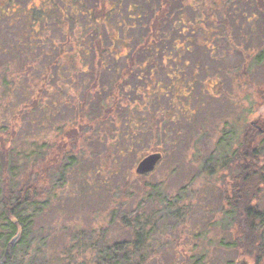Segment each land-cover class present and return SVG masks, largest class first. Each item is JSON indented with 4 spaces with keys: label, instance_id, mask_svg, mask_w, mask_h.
<instances>
[{
    "label": "trees",
    "instance_id": "16d2710c",
    "mask_svg": "<svg viewBox=\"0 0 264 264\" xmlns=\"http://www.w3.org/2000/svg\"><path fill=\"white\" fill-rule=\"evenodd\" d=\"M48 1L50 0L43 2V5ZM251 1L260 12L256 22L259 23L258 28L262 30V36H264V0ZM185 2L186 0H145L143 7L133 8L136 9V16L132 18L137 20V23L131 28L139 30V38L135 41L136 46L131 55L125 57L122 70L114 71L105 80L102 75L105 76L110 68L108 69L105 63L104 58L107 52L104 50L101 35L96 32L98 30L92 33L94 37L91 35L93 47L86 41L80 42L78 54L86 57L92 49L94 53L90 56H93V59L95 57L93 61H96L98 67L92 66L88 69L89 71L80 68L79 72L88 74L79 82L73 81L80 87L78 94L70 98L67 96L65 103L60 98V94L52 95L49 99L50 103L46 102L51 107L50 114L46 120L42 118L41 121L42 123L46 121L44 124H51L53 118L68 116L63 121L64 126L59 128L61 130L59 138L68 143L74 140L82 141L84 146L77 152V156H74L72 152V148L76 147L74 145L63 151L62 164L57 169L58 174L55 180L49 178L51 188L48 187L43 192L44 199H40L42 192L36 190L35 184L29 183L17 184L14 181L0 192V264H149L150 257L155 258L157 253L150 251V248L154 246V239L167 232L170 221L178 222L183 216L179 206L182 201L179 194L173 197L167 196L161 186L156 185L150 188L144 199L133 204L132 191L121 190L116 193L115 190L108 188L110 182L107 178L118 177V168L124 167L129 162L136 147L144 144L146 136L169 135L168 123L177 122L178 119L175 116L176 118L168 121H158L155 110L148 112L152 123L148 130L144 131L145 119L142 110L138 111V116H135L129 111L130 105L142 103V100L149 104V100L153 99L157 107L161 94L156 92V84L160 85V83L156 82L154 73L157 74L158 70L164 69L162 56L168 59L176 58L177 62L182 60L180 58L184 55L182 52L184 51L189 58L192 56V48L199 47L196 43L197 39L204 41L205 37L207 42L211 34L214 37V32L210 34L205 29V22L210 19L206 17L204 19L203 16L207 15L200 11V18H195V13H199V4L202 5L203 10L208 7L211 12L219 13L220 18H213L210 21L211 31H217L219 26L229 28L228 21L235 17V13L229 14V12L238 8L243 0H212L208 2L209 4H205L206 0H192L188 4ZM27 3V0H0V30L15 27L19 23L26 26L23 39L17 30L14 35L17 38L13 40L16 41L14 44L6 41L5 49H3L0 43V56L5 54L13 58L18 54L27 55L32 52L40 54V51L47 56V51L44 49L49 45L43 38H39V25L46 24L51 13H55L60 14V21L59 17H51V22L61 29L66 25L65 20L75 21L77 15L82 12L83 6L79 0H67L63 3V7H68L69 13H67L66 10L62 12V8L55 6L54 3L49 8L45 6V9H38L39 11L29 10ZM12 7L18 10L12 11ZM121 7L120 1L110 7L109 0H96L93 8L83 11V17H91L92 21L95 20L101 24L105 17L118 13ZM224 7H229V12L220 11ZM130 8V4L127 3V13L134 11L133 9L130 11ZM146 8L147 13L144 11ZM187 9L190 11L188 12ZM225 13L227 19L222 16ZM147 15L150 16V20L148 27H144L143 18H147ZM244 15L246 16L245 13L241 14L242 17H245ZM252 15L253 17L248 16L249 21L245 19L247 24L252 23L251 20L255 18V15ZM238 17L234 20H238ZM182 21L186 24L190 21L194 26L198 21L195 27H199L202 23L204 31L197 30L202 34L188 42L186 31L188 26L183 30L180 29ZM145 28L144 34L142 31ZM246 35L247 33L239 32L237 38L239 41H244ZM6 36L11 37L10 34ZM170 51L174 53L169 54ZM109 55L117 59L115 53L110 52ZM51 57V64L55 66V70H58L61 67L60 61L57 56ZM255 62L256 64L264 62V50L258 52ZM183 64L189 65L184 62ZM194 66L196 67L195 63ZM6 68V63L0 61V87H3L5 94H8L10 84L14 86L16 83L14 75L10 78L11 82L6 80L9 77L8 73L4 75ZM169 70L166 76L171 77L172 83L178 84L184 78L183 69L175 67V64ZM70 73L65 71V74ZM57 78L64 79V76H57ZM69 78L65 81H69ZM186 83L187 89L184 88L182 94H186L188 86L192 85V82ZM149 85L154 86L155 89L149 91ZM166 88L170 89L171 86ZM173 88L175 89L176 85ZM13 90H15L14 93L19 91L18 86L15 85ZM171 93H175L176 97L179 90L174 92L172 89ZM12 104L14 102H7L5 108L0 110V115H11L14 112L29 115L26 108L9 107ZM44 104L38 105L37 111ZM178 111L180 114L183 113L182 107ZM63 112H65L64 116ZM30 113L34 116L36 112L32 110ZM32 115L29 118H32ZM25 118L27 120L28 117ZM103 129L106 132L116 133V137L113 138L114 143L110 146L107 145V138L104 137L107 134L102 132ZM241 133L243 134L240 139L239 131L226 132L228 143L223 139L217 144V149L222 150L215 166L219 169L217 174L221 173L224 181L218 189L220 200H222V230L226 233L220 244L225 251L236 250L240 255L253 258L254 264H264V208L261 209L259 206L264 189V135L263 133L255 135L249 127L247 131ZM91 136L94 137L93 144L103 150L98 149L91 163H88L84 155L86 150L93 146ZM232 142L236 148H233ZM203 167L200 171L206 172L207 165L204 164ZM136 176L143 179L147 175L136 174ZM66 183L68 185L72 183L76 189L77 196L82 199V208H85L84 205L95 207L92 212L94 217L101 212L98 215L101 216L99 221L84 228L81 225L76 226L70 230L69 236L65 233L66 227L50 225L51 222L46 219L47 214L51 212L56 215L67 214V209H63V206L59 210H54L55 206L58 207L57 205L53 206L59 198L74 200V194L72 195L74 190L70 187L67 197H64L65 194L54 195L55 190L62 189ZM94 195L96 203L93 205L89 200ZM112 231L117 234L114 239ZM197 260L192 264H203V255H200Z\"/></svg>",
    "mask_w": 264,
    "mask_h": 264
},
{
    "label": "rangeland",
    "instance_id": "374dc122",
    "mask_svg": "<svg viewBox=\"0 0 264 264\" xmlns=\"http://www.w3.org/2000/svg\"><path fill=\"white\" fill-rule=\"evenodd\" d=\"M27 1L29 10L33 11L45 9V6L49 8L52 3L62 8V12L68 11V7H63V3H66L67 0H50L44 5L43 2L46 0ZM79 1L83 5L82 12L77 15L75 21L65 20L66 25L60 29L58 25L54 26L51 22V17H59L60 21V14L51 13L46 24L39 25V38H43L49 45L44 49L47 51V56L41 51L40 54L33 52L27 55L18 54L13 58L5 54L0 56V61L6 63L7 66L4 75L8 73L9 77L6 80L11 82L10 78L14 75L15 85L19 89L14 93L15 85L10 84L8 87L10 92L5 94V89L0 87V105L2 106L0 110L2 111L7 102L11 101L14 104L9 107L26 108V112H29L28 116L25 113L21 115L16 112L6 116L0 115V192L14 181L17 184L29 183L35 184L36 190L42 192L40 199H44L43 192L46 188H51L49 178L55 180L58 174L57 169L62 164L63 151L74 145L76 147L72 148V152L74 156H77V152L83 148L82 141L74 140L72 143H68L59 138L61 131L59 128L65 123L63 121L68 116L53 118L51 123L53 126L49 123L44 124L46 121L43 123L41 121L42 118L46 120L50 114L51 107L48 104L52 95L60 94V98L65 103L67 96L70 98L74 94H78L80 87L73 81L79 82L88 74L79 72L80 68L88 70L92 66L98 67L96 61H93L95 57L93 59V56H90L94 53L92 49L86 57L78 54L80 42L86 41L93 47L91 35L98 30L96 32L101 35L104 50L107 52L104 58L105 63L108 69L110 68L105 76L102 75L104 80L114 71L122 70L125 57L131 55L136 46L135 41L139 38V30L131 28L137 23V20L132 18L136 16V9L133 8L143 7L145 0H128L127 2L125 0H109L110 7H113L118 1L121 2L122 7L118 13L105 17L106 19L101 24L95 20L92 21L91 17H83V11L86 12L90 7L93 8L96 0ZM210 1L212 0H206L205 4H209ZM190 2L192 0H186L185 4ZM127 3L130 4V11L133 9V12L127 13ZM198 8H200L199 13H195V18H200V11L207 15L203 16L204 19L205 17L210 19L205 22V29L208 30V33L214 32V37L210 33L207 42H205V37L204 41L197 39L196 43L199 47L192 48V56L189 58H187L186 52L180 50L184 55L180 58L182 60L175 63V67L183 69L185 74L178 84L172 83L171 77L166 76L174 63L165 59L162 64L164 69L158 70L157 74L154 73L156 82L160 83V85L156 84V92L161 94L157 107L153 103V99L149 100V104L142 100V103L130 105L129 110L135 116H138V111L142 110L145 119L144 131H147L152 123L148 112L151 113L154 110L157 112L156 120L158 121H168L176 117L178 121L166 122L170 128L169 131L167 130L169 135L146 136L144 144L136 147L129 162L124 167L118 168V177L107 178L110 182L108 188L115 190L116 193L121 190L132 191L133 200L131 202L133 204L144 199L150 188L156 185H160L167 196L173 197L179 194L182 200L179 206L183 216L178 222L170 221L167 232L160 234L159 237L156 236L154 246L149 250L151 253L156 252L157 254L155 258L154 256L150 257L149 264H192L200 255H203V264H254L253 258L240 255L236 250L225 251L220 244L226 233L222 230V200H220L218 187L223 185L224 181L221 173L217 174L219 169L215 163L222 151L217 149V144L223 139L228 143L226 132L239 131L241 139L243 134L241 132L247 131L249 127V130L255 135L260 133L264 135V62L260 64L255 62L258 52L264 50V36H262V30L258 28L259 23L256 22L260 12L251 0H243L238 8L230 12L228 11L229 7L221 8L220 11L227 10L229 14L235 13V17L228 21L229 28L219 26L217 31H211L210 21L213 18H220L218 17L219 13L211 12L208 7L203 10L200 4ZM11 10L16 12L18 9L12 7ZM146 10L147 8L144 10L145 13H147ZM187 11L190 10L187 9ZM244 13L246 16L242 17L241 14ZM252 14L255 15V18L251 20L252 23L247 24L245 19L249 21L248 16L253 17ZM225 15L226 13L222 16L227 19ZM236 17L238 20H234ZM149 20V15L147 18H143L144 27H148ZM214 20L220 22V20ZM196 25H198V21H196ZM25 27L19 23L9 29L2 28L0 43L3 49H5L6 41L10 44L16 42L13 40L17 39L14 37L17 30L23 39ZM145 31L146 28L142 33L145 34ZM222 31L223 34H221ZM123 32L125 34H122ZM239 32L247 33L244 41H239L237 38ZM7 34H10L11 37H7ZM196 34L201 35L202 33L198 31ZM110 52L115 53L117 59L111 57ZM173 53L170 51L169 54ZM77 55L81 58L79 59ZM51 56H57L60 61L61 67L58 70H55V66L51 64ZM189 59H191L189 62L185 61ZM183 62L189 63V65L184 66ZM65 71L71 73L68 75L65 74ZM62 75L64 79L57 78ZM67 78L69 81H65ZM186 82H192V85L188 86L186 94H182L184 88L187 89ZM174 85H176L175 89ZM168 86L171 88L167 89ZM148 89L153 91L155 87L149 85ZM172 89L174 92L179 90L176 97L175 93H171ZM40 104L44 105L37 111V106ZM181 107L183 113L180 114L178 109ZM32 110L36 112L34 113L35 117L30 113ZM30 114L33 119L29 118ZM64 115L65 112H63ZM25 117H28V121ZM255 121H260L257 127L251 124ZM102 132L107 134L103 135L107 138V145H112L116 133L106 132L104 129ZM93 138L91 136L92 144L94 143ZM232 144L233 148H236L233 142ZM98 149L103 150L93 144L86 150L84 158L88 163H91ZM152 153H161L162 159L153 172L143 179H139L135 174V167L142 158ZM204 164L207 165L206 172L200 171ZM71 186L72 183L70 185L66 183L62 189L57 188L54 193V195L65 194L64 197H67L66 194L70 193L69 187L74 190L72 193L74 200L59 198V201H55L53 205L58 206H55L54 210H59L63 206V209H67V214L56 215L51 212L46 217L51 222L50 225L66 227L68 232L65 233L68 236L70 230L76 226L81 225L84 228L93 225L101 217L98 216L101 212L94 217L92 212L95 207L84 205L85 208H82V199L77 196L76 189ZM261 199L259 206L263 209L264 189ZM89 202L93 205L96 203L95 195ZM77 217L79 219H76ZM115 233L112 231L113 239L117 237ZM163 245L165 247H162Z\"/></svg>",
    "mask_w": 264,
    "mask_h": 264
},
{
    "label": "water",
    "instance_id": "95a60500",
    "mask_svg": "<svg viewBox=\"0 0 264 264\" xmlns=\"http://www.w3.org/2000/svg\"><path fill=\"white\" fill-rule=\"evenodd\" d=\"M162 159L161 153H152L147 155L146 157L142 158L135 167V173L137 175H148L149 173L153 172L156 166ZM14 244V241H12Z\"/></svg>",
    "mask_w": 264,
    "mask_h": 264
},
{
    "label": "flooded vegetation",
    "instance_id": "af4514ba",
    "mask_svg": "<svg viewBox=\"0 0 264 264\" xmlns=\"http://www.w3.org/2000/svg\"><path fill=\"white\" fill-rule=\"evenodd\" d=\"M180 24H181L180 29H182V30H183L184 27L188 26V27H186L187 28L186 31H187V36H188L187 37L188 42H191V40L193 41L195 39L194 37L195 36H198L196 34L197 30L204 31V24H202V23H200L201 25L199 27H195L193 25V23L190 22V21H188L187 24L182 21ZM245 38H246V36H245ZM162 58H163V62L165 61V59H168L166 56H162ZM168 60H171L175 64V62H176L177 59L174 58V59H168ZM259 122L260 121H255V122H251V124H252V126H256L257 127V125L259 124Z\"/></svg>",
    "mask_w": 264,
    "mask_h": 264
}]
</instances>
